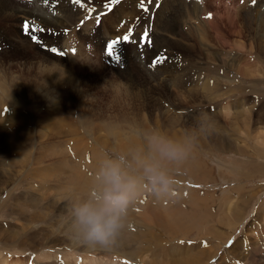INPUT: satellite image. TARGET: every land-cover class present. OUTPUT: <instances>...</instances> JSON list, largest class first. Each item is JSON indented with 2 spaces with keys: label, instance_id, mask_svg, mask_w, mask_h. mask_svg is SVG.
Returning <instances> with one entry per match:
<instances>
[{
  "label": "rangeland",
  "instance_id": "1",
  "mask_svg": "<svg viewBox=\"0 0 264 264\" xmlns=\"http://www.w3.org/2000/svg\"><path fill=\"white\" fill-rule=\"evenodd\" d=\"M93 1L90 5L84 1L95 9L88 19V12H84L87 8L75 5L73 11L71 0H47V3L44 0H0V30L7 42L6 46L0 44V55L6 50L14 59L0 57V86L6 89L0 87V264L4 260L8 264H92L90 260H100L93 264L103 260L107 264H123V260L130 264H264V188H255L256 191L245 196L227 194L235 185L233 179L220 177L215 146L226 143L223 150H227V155L223 156L249 161L231 151L237 143L239 147L240 143L251 147L257 143L262 146L264 142V0H256L255 4L253 0H199V9L194 2L186 9L184 0H170L167 5H163L165 0H152L150 4L144 0L147 12L138 6L139 0H120L111 11L105 7L109 0ZM165 6L169 9L164 13ZM98 8L104 10L97 11ZM120 8L129 20L115 24L116 11ZM104 11L108 13L100 16L97 25L96 16ZM137 12L139 16L133 19L130 14ZM177 13L180 14L176 16ZM181 13L183 29L176 32V36L173 34L174 41L166 44L167 38L157 39L155 26L169 15L179 18ZM207 13L211 17H207ZM74 17L83 21L80 27L81 21ZM24 21L37 29H51L54 34L37 31L35 34L42 43L32 41L23 36ZM146 26L151 45L139 43ZM130 28L133 42L121 43L119 47L124 61L110 63L106 42L123 37ZM66 29L69 32H65ZM68 39L70 57L62 43ZM26 45L30 47L27 50ZM39 46L43 51L38 50ZM53 47L61 49L65 55L53 53ZM45 51L53 58L45 64L49 70L44 74L31 67L32 76L31 72L17 67L25 61L26 53L31 56L42 52L49 58ZM158 57L165 59L155 68L150 67ZM10 65L14 78L4 73ZM256 92L260 96L257 106H247ZM243 95L249 99H239ZM19 98L20 104L14 106L12 100L18 102ZM19 114L22 118L15 120ZM206 133L212 134L206 137L212 141L211 148L206 150L213 157L203 156L202 159L211 169L213 181L219 187H227L217 193V199L226 197L228 201L214 208L218 222H212V211L204 209L199 213L203 214L200 233L192 230L189 237H179L159 228L156 219L162 220L161 205L171 208L173 203L162 200L161 205H156L148 201V196L145 200L142 192H147L151 184L143 165L137 168L140 162L136 157L143 156L146 159L141 158V161L156 166V159H148L152 157L150 151L153 152L152 136L173 141L176 135L204 136ZM55 145L59 152L56 150L52 155ZM121 145L126 147L128 156L123 155ZM199 145L206 147V142ZM135 152H139L138 155ZM249 153L255 154L254 151ZM97 154L108 161L124 157L123 171L136 181L121 217L122 227L99 248L85 239L75 216L79 202L93 200L101 189L100 182L96 183L99 171L108 161L97 162L93 159ZM78 155L88 158L87 162L79 160ZM65 158L70 164L84 162L81 167L87 168L84 176L89 185L85 195L79 194L74 181L67 183L66 177L73 174L70 165L61 163ZM250 160L264 165V161L256 157ZM178 169L189 176L180 166ZM184 177L167 175L169 180H183L181 182ZM245 184L248 186L244 187L245 191L249 187L264 186V177L258 176ZM168 186L166 190L170 193L172 189ZM161 189L158 193L165 194L166 190ZM230 196L243 197L236 199L237 206L239 202L242 205L241 218ZM229 217L240 218L236 230H230L229 225L222 226L226 223L221 219ZM213 229L222 235L214 237ZM138 230H143L141 240L136 238ZM150 231L154 232L151 243L147 240Z\"/></svg>",
  "mask_w": 264,
  "mask_h": 264
},
{
  "label": "crops",
  "instance_id": "2",
  "mask_svg": "<svg viewBox=\"0 0 264 264\" xmlns=\"http://www.w3.org/2000/svg\"><path fill=\"white\" fill-rule=\"evenodd\" d=\"M257 95L258 94L256 92L255 97H254L255 106L259 101ZM245 98H246L245 95L239 97V99H245ZM210 136H212V134H207V133L204 136L203 135H198V136L192 135L191 136L188 134L185 136L176 135V136H174L175 138L173 139V141L170 140V142H172V143L176 142L179 146H181V149H183V155L187 156V159L189 161H192V160L194 161L187 168H192V167H195L197 169L199 168L202 172V175H208L209 174V176H206L205 178L204 177L201 178L203 181L201 179L196 180V179H194L195 175L194 176L192 175V177L187 176L184 173L182 174V172L178 169L180 166L179 164L183 163L182 157L180 159H177V160H170V159L168 160L167 158H164L160 155V157L156 158V160H157L156 166L159 167L164 174H167L168 176H177V175L181 174V175L186 176V177H184V182H181L183 180H180V179L178 181L168 179L169 185L172 189L169 193L170 195L169 194L159 195L160 193H158V192L161 189V186H157L156 188H153V186L150 185V189L147 192H146V190H144L142 192L145 200H147V196H148V201L153 202L154 204L161 205L162 200H167V201L172 202L173 205L176 207H178V206L183 207L184 206V208L186 209L185 212H191L189 214L186 213L191 220L198 213L197 217L200 218V221H201L203 214H199V213L201 211H203L204 209L210 210V211H212V213L214 215V216L213 215L211 216V218L213 217L212 222H218L219 219L215 218L217 215L214 214L213 211H214V208L216 206L225 202L226 197L224 198V200L221 199L219 201L217 199L218 198L217 193H219V192L222 193L224 190H227V187H222V185H221V187H219L220 185H218L217 183H215L213 181V177L211 176V169L209 170L208 165L202 159L203 156L204 157L207 156L208 159H210V156L213 157V155H209L207 153V150H206L208 147L211 148V146H212V144L210 143L212 141L209 142V139L206 138V137H210ZM204 141L206 142V145H205L206 147H201L199 144H202ZM225 142H227V141H225ZM144 143H146V142L144 141ZM216 144H215L216 152L219 155V156L216 155V157H217L216 162H217V165L219 167L220 177H222L224 180L233 179V182L235 185V187L231 188V190L230 189L228 190L229 192L228 191L226 192L227 194L232 193V195L237 196V193H240V194H242V196H243V194L245 196L246 194L250 195L252 193V191H256L255 188H258V190L264 188V186L249 187L247 191H245V188H244V187H246V188L248 187V186H246L245 181L248 182V180H251V179L256 178L258 176L264 177V165H262L261 163H257L255 161L250 160V158L256 157V159H261L262 162L264 161V142L261 143L262 146L259 145V143H257L258 145L255 144V145H252L251 147H249V146H246L245 143H244V145H242L240 143L241 147H239V143H237L238 146L236 148L234 146L231 147L232 150H234V148H235L234 151H231L232 153H237L239 156L243 155L249 161L233 160V159H230L229 157L223 156L225 154L227 155V150H225V149L223 150L226 143L225 144L224 143H216ZM231 144H233V143H231ZM259 146H261L262 148ZM208 150L211 151V149H208ZM251 151H254L255 154L252 155L251 153H249ZM211 154H213V153H211ZM144 156H147V152L144 153ZM166 160H167V162H166ZM193 172L194 171H192V173ZM208 179H210L209 182H207ZM179 183H181V184H179ZM185 183H188L191 186V188L186 187ZM152 190H154V192H149ZM175 191H177L176 195H174ZM179 194H181L182 196H178ZM191 196L193 198H197V199L202 197V199L205 201H201L202 203H201L200 207L194 208L189 203ZM242 196L239 197L240 199L236 198L234 196L229 197L230 199L235 201L233 208L239 209L240 218H241V213H242L241 212L242 205H241V202H239L240 206H237L238 203L236 202L237 201L236 199L241 200V198L243 199ZM157 198L159 201L157 200ZM178 198H183V201L179 202ZM206 198H209L210 200L206 199ZM162 205L165 206L164 204H162ZM198 209H200V211ZM229 218H233V217H229ZM225 220H226V218L221 219L222 222H224ZM162 231H164V229ZM179 237H181V236H179Z\"/></svg>",
  "mask_w": 264,
  "mask_h": 264
},
{
  "label": "bare ground",
  "instance_id": "3",
  "mask_svg": "<svg viewBox=\"0 0 264 264\" xmlns=\"http://www.w3.org/2000/svg\"><path fill=\"white\" fill-rule=\"evenodd\" d=\"M12 1V0H11ZM87 4H91L92 2H94L93 0H91V2L89 3V0H84ZM106 2V1H105ZM170 2V0H165V2L163 1V5H167L168 3ZM193 2H194V5L199 9V5H200V2H199V0H184V4H185V6H186V9L187 8H189V6H191L192 4H193ZM129 4V3H128ZM89 5H88V7H89ZM201 6V5H200ZM73 7V6H72ZM75 5H74V7H73V11H74V9H75ZM166 7V8H165ZM165 7H163L164 8V13L169 9L167 6H165ZM45 8V7H44ZM124 8V7H123ZM201 8H203V7H201ZM206 8V7H205ZM204 8V9H205ZM27 9H28V7H27ZM160 9V8H159ZM186 9H184V10H186ZM203 9V10H204ZM68 10V9H67ZM81 10V9H80ZM80 10H79V13H80ZM102 10H104V8H98L97 9V11H102ZM117 10V9H116ZM121 10V11H120ZM120 10H117L116 12H118V18H116L115 20H114V22H115V24H118V23H120L122 20H127L125 17H124V11L120 8ZM11 11V10H10ZM56 11V10H55ZM87 10H85L84 12H86ZM123 11V12H122ZM162 11V10H161ZM29 12V11H28ZM115 12V11H114ZM163 12V11H162ZM201 12H202V9H201ZM205 12V11H204ZM57 13V12H56ZM184 13H185V11H184ZM192 13V12H191ZM198 13V12H197ZM203 13V12H202ZM37 14V13H36ZM180 13H177L176 14V16H178ZM199 14V13H198ZM197 14V15H198ZM34 15V14H33ZM76 15V14H75ZM128 15V14H127ZM130 15H132L134 18L133 19H135L137 16H139V12H137V13H132V14H130ZM129 16V15H128ZM29 17V16H28ZM31 17V16H30ZM108 17V16H107ZM156 17V16H155ZM77 19L78 20V22H80L81 21V18H77V17H74V19ZM129 18H131V17H129ZM184 18V16H183V13H181V15L179 16V18H177V17H175V14H173V15H171V17H170V15L163 21V22H161L160 21V23H159V25L157 24V26H155L156 27V37H157V39L158 38H167V42H166V44H170V43H172L174 40H173V38L171 39V37L173 36V34L175 35V33L177 32H180V30L181 29H183V23H182V21L180 20V19H183ZM200 18V17H199ZM89 19V18H88ZM94 20V19H93ZM112 20V19H111ZM129 20V19H128ZM128 20H127V22H128ZM156 20V19H155ZM185 20V19H184ZM68 21V20H67ZM131 21V20H130ZM89 22V21H88ZM134 22V21H133ZM184 22H187V21H184ZM2 23V22H1ZM5 23V22H4ZM95 23V22H94ZM22 24V23H21ZM40 24V23H39ZM74 24V23H73ZM78 24V23H77ZM80 24H81V22L79 23V27H80ZM96 25V24H95ZM185 25V24H184ZM187 25V24H186ZM77 26V25H76ZM101 26V25H100ZM39 27V26H38ZM1 28V27H0ZM107 28V27H106ZM190 28V27H189ZM80 29V28H79ZM102 29V28H101ZM2 30V29H1ZM1 30H0V44L1 45H5L6 46V44H7V42L5 41V35H4V38H3V36H2V32H1ZM166 33H165V32ZM188 31V30H187ZM191 31V30H190ZM69 32V31H68ZM113 32V31H112ZM199 32V31H198ZM111 33V32H110ZM6 34V33H5ZM101 34V33H100ZM107 34L109 35V33L107 32ZM189 34V33H188ZM111 35V34H110ZM181 35V34H180ZM187 35V34H186ZM23 36H24V34H23ZM41 36V35H40ZM48 36H49V34H47V35H45L43 38H44V42H45V40L48 38ZM72 36V35H71ZM78 36V35H77ZM176 36V35H175ZM262 36V35H261ZM97 37V36H96ZM114 37V36H113ZM187 37V36H186ZM189 37V36H188ZM8 38V37H7ZM11 38H12V36H11ZM24 38V37H23ZM10 39V38H9ZM9 39H8V41H9ZM176 39V38H175ZM180 40L181 39H183V37L182 38H179ZM12 40V39H11ZM24 40V39H23ZM166 40V39H165ZM16 41V40H15ZM22 41V40H21ZM47 41V40H46ZM96 41V40H95ZM154 41V40H153ZM24 43L25 44H27L26 43V41H24ZM62 43H64L63 45L65 46V53H66V55L68 56V55H70V54H68L69 53V50H71V49H69V45H70V40L68 39V40H65V41H63ZM80 44V43H79ZM152 44V43H151ZM11 45V44H10ZM14 45V44H13ZM17 45V44H16ZM19 45V44H18ZM17 45V46H18ZM81 45V44H80ZM171 45H173V44H171ZM185 45V44H184ZM186 45H187V43H186ZM22 46V45H21ZM24 46V45H23ZM23 46H22V49H23ZM167 46V45H166ZM8 47V46H7ZM10 47V46H9ZM40 47V48H39ZM38 47V50L40 49L41 51H43L42 50V47L41 46H39ZM170 47V46H169ZM188 47V46H187ZM2 48H3V46H2ZM5 48V47H4ZM26 48H30L28 45H26L25 47H24V49L25 50H27ZM15 49V48H14ZM17 49H19V47L17 48ZM182 49V48H181ZM25 50H23V51H25ZM36 50V49H35ZM34 50V51H35ZM61 50V49H60ZM190 50V49H189ZM29 51H33V50H29ZM89 51V50H88ZM184 51H186V50H184ZM15 52H17V51H15ZM14 52V53H15ZM30 53V52H29ZM42 53V52H41ZM41 53H39V52H34L31 56H29L27 53L23 56L24 58H25V61H23L22 63H20L19 65H17V67L18 68H20V69H22V70H24V71H27V72H31V74H32V76L34 75V73H33V69L31 68V67H33V68H35L36 70H38L40 73H45L46 71H47V66L45 65L46 63H50V60H51V58H53V55H50L47 51H45V53H47L50 57L49 58H45V57H47V55L45 54V57L41 54ZM185 53H188V52H185ZM16 54H18V53H16ZM23 54V53H22ZM81 54V53H80ZM96 54V53H95ZM166 54V53H165ZM3 56V57H2ZM15 56H17V55H15ZM0 57H2L3 59H5V58H8V59H10L11 57H9L8 56V52L5 50V51H3V55L1 54L0 55ZM21 57V56H20ZM23 57H21V58H23ZM68 57H70V56H68ZM67 58V57H66ZM94 58V57H93ZM96 59V58H95ZM12 60H14L13 58H11L9 61H12ZM92 60V59H91ZM94 60V59H93ZM8 62V61H7ZM52 62V61H51ZM13 63V62H12ZM54 64V63H53ZM52 64V65H53ZM59 65V64H58ZM176 65V64H175ZM48 66H50L51 67V65H48ZM66 67V66H65ZM11 68H13V66L12 65H10V66H7L6 67V71L4 72L5 73V76L6 75H10L12 78H14V74L11 72ZM104 68V67H103ZM55 69V68H54ZM54 69H52V72H53V70ZM57 69V68H56ZM187 69V68H186ZM1 70V69H0ZM49 70V69H48ZM71 70H73V69H71ZM67 71V70H66ZM191 71V70H190ZM35 73H37V72H35ZM61 73H62V71H61ZM71 73V72H70ZM39 74V73H38ZM38 74H36V75H38ZM42 75V74H41ZM66 75V74H65ZM68 75V74H67ZM70 75V74H69ZM200 75V74H199ZM59 78V77H58ZM48 81V80H47ZM51 81V80H50ZM53 82H55V81H53ZM61 82V81H60ZM56 83V82H55ZM63 83V82H62ZM49 85V84H48ZM174 85V84H173ZM68 86V85H67ZM0 87H3V86H0ZM117 87V86H116ZM4 88V87H3ZM39 88V87H38ZM57 88V87H56ZM5 89V88H4ZM128 89V88H127ZM6 90V89H5ZM156 91V90H155ZM54 92V91H53ZM9 96H13V94H9ZM17 97V96H16ZM45 97V96H44ZM15 98V97H14ZM34 100V99H33ZM15 101V104H14V106H17V105H19L20 103V98L18 99V102H16V100H12V102H14ZM11 102V103H12ZM17 103H19V104H17ZM39 102H37L36 101V104L37 105H40V104H38ZM41 103H43L42 101H41ZM17 104V105H16ZM36 105V106H37ZM7 107H10V105H8ZM72 108V107H71ZM26 109H27V103H26ZM62 109H63V107H62ZM67 111V110H66ZM17 112V111H16ZM59 112V111H58ZM65 112V111H64ZM18 114V113H17ZM16 117L18 118V117H20V118H22V116L19 114V116L18 115H16L14 118H15V120H16ZM25 122V121H24ZM25 124V123H24ZM21 131V130H20ZM16 133V132H15ZM22 133V132H21ZM26 134V133H25ZM18 135V134H17ZM179 136V135H178ZM12 138H14V137H12ZM15 143L18 145V142L15 140ZM126 146V145H125ZM10 147V146H9ZM59 147V146H58ZM57 147V148H58ZM178 147H180L181 148V146H178ZM130 148H132V147H130ZM121 149H123L122 150V153H123V155H125V156H128V153H127V151H126V147H123L122 145H121ZM46 150V149H45ZM56 145L55 146H53L52 147V150H51V154L52 155H55L56 154ZM59 150V149H58ZM57 150V152H59ZM153 150V152H151L150 151V155L152 156L151 158H148V159H151L152 161L154 160V159H156V158H154L155 157V155L156 154H159V152L158 151H156L154 148L152 149ZM22 151V150H21ZM95 151H97V150H95ZM120 151V150H119ZM121 152V151H120ZM129 152V151H128ZM134 152V151H133ZM182 152H183V150H182ZM193 152V151H192ZM138 153L139 152H135V154H137L138 155ZM194 153V152H193ZM120 154V153H119ZM12 155V154H11ZM57 155H58V153H57ZM141 155V154H140ZM160 155V154H159ZM158 155V156H159ZM63 156V155H62ZM79 156V155H78ZM92 156V155H91ZM157 156V157H158ZM11 157V156H10ZM22 157H24V156H22ZM130 157V156H129ZM143 157V156H142ZM141 157V158H142ZM81 158V159H80ZM128 158V157H127ZM131 158H134V157H131ZM145 158V157H144ZM144 158H142V159H144ZM182 158H183V163L182 164H179L180 165V168L182 169V171H185V172H187L188 174H189V176L190 177H192V175L194 176L195 175V177H194V179H196V180H198V179H201V178H205L206 176H209V174L208 175H202V172H201V170L198 168H195V167H192V168H187L188 166H190L194 161L192 160V161H189L188 159H187V156H185V155H182ZM16 159H18V158H16ZM27 159V158H26ZM94 160H99L100 162H102V160L104 159V157H103V155H99V154H97V155H95L94 156V158H93ZM129 159V158H128ZM141 159V160H142ZM146 159V158H145ZM14 160V159H13ZM79 160H81V161H84V162H87V160H88V158L87 159H85V156H79ZM134 160V159H133ZM160 160V159H159ZM163 160V159H162ZM161 160V161H162ZM169 160V159H168ZM80 161V162H81ZM90 161V160H89ZM104 162H107L108 161V159L107 160H103ZM130 161H132V160H130ZM84 162H82V163H84ZM98 162V161H97ZM99 162V163H100ZM134 162V161H133ZM148 162V161H147ZM157 162V161H156ZM159 162V161H158ZM166 162H167V160H166ZM14 163H16V162H14ZM61 163L62 164H67V165H70L71 166V169H72V177H66V179H67V183H72L73 181L76 183V185H77V187H76V189L77 190H79L78 192H79V194L80 195H85V193L86 192H89L88 191V188H89V185H88V182H86L85 181V172L84 171H87L86 169H84L83 167H81V164L80 163H72V164H70V162L65 158V159H62V161H61ZM91 163H92V161H91ZM94 163V162H93ZM136 163V162H135ZM150 163V162H149ZM27 164V163H26ZM79 164V165H78ZM151 164H153L154 165V163H151ZM15 166H16V164H14ZM138 165V164H137ZM141 165H143V163L142 162H140L139 163V165L137 166V168L138 167H141ZM14 166V167H15ZM98 166V165H97ZM164 166V165H163ZM194 166V165H193ZM100 167V166H99ZM166 167V166H165ZM92 168H94L93 167V165H92ZM97 168V167H96ZM101 168V167H100ZM259 168V167H258ZM22 169V168H21ZM97 170H99V169H97ZM12 171V170H11ZM19 171V170H18ZM192 171H194L193 173H192ZM22 172V171H21ZM93 172H94V170H93ZM101 171H99V173H100ZM166 172V171H165ZM204 172V171H203ZM182 174H183V172H182ZM205 174V173H204ZM11 176V175H10ZM9 176V177H10ZM166 177H167V175H166ZM171 177V176H170ZM202 180V179H201ZM209 180L210 179H208L207 180V182H209ZM203 181V180H202ZM100 182V185H101V181H100V179H99V181H97V183L96 184H98ZM9 183V182H8ZM203 183V182H202ZM201 183V184H202ZM7 184V183H6ZM9 186V185H8ZM169 187V186H168ZM101 188V187H100ZM140 188V187H139ZM161 188L163 189V191H165L167 188H165L164 186H161ZM161 189V190H162ZM141 192V191H140ZM134 193V192H133ZM132 193V194H133ZM160 193H162L161 191H160ZM167 194H169V191L168 190H166L165 191V195H167ZM160 195V194H159ZM170 195V194H169ZM168 195V196H169ZM180 196V195H179ZM182 196V195H181ZM154 197V196H153ZM89 199V198H88ZM131 199V198H130ZM155 199V198H154ZM153 199V200H154ZM157 200H158V198H157ZM180 200H181V198H180ZM91 201V200H90ZM159 201V200H158ZM161 201V200H160ZM201 201H205V200H203L202 198H199V200L197 199V198H193L192 196H191V200H190V202H191V204H193L194 206H195V208L197 207V206H199V205H201ZM225 201H228V200H225ZM230 201V200H229ZM82 202V201H81ZM81 202H79L80 203V205L83 203H81ZM162 203V202H161ZM184 203V202H183ZM182 203V204H183ZM78 204V203H77ZM157 205V204H156ZM174 206V205H173ZM173 206L170 208V207H164L163 205H161V207L165 210H163V212H162V214H160V218H162V220L161 219H156V220H158V224H159V228L161 229V230H163L164 229V231H167V232H172L173 234H175V235H177V236H182V237H184V236H187V237H189L191 234L190 233H192V230L193 231H200V228L203 226V222H202V220L200 221V218H198L197 217V215H198V213H197V215H193L194 217L192 218V220L188 217V215L187 214H189V213H191V212H185L186 211V209L184 208V206L183 207H174L173 208ZM204 206V205H203ZM202 206V207H203ZM74 207V206H73ZM130 208V207H129ZM173 208V209H172ZM229 208V207H228ZM158 209H160V207L158 208ZM222 209V208H221ZM199 211H200V209H198ZM161 211V210H160ZM188 211V210H187ZM197 211V210H196ZM230 211V210H229ZM187 213V214H186ZM210 213V212H209ZM156 214V213H155ZM195 214V213H194ZM192 215V214H191ZM210 216H212V214L210 213ZM214 216V215H213ZM208 217V216H207ZM206 217V218H207ZM218 217V216H217ZM213 218V217H212ZM211 218V219H212ZM216 218V217H215ZM203 219V218H202ZM210 219V220H211ZM160 220V221H159ZM205 220V219H204ZM72 223V222H71ZM139 223V222H138ZM150 223V222H149ZM223 223H226V224H224V225H222V226H226V225H229L231 228H230V230H236V228L239 226V224H240V219L238 218H234V219H227L226 218V220L223 222ZM140 224V223H139ZM213 226V225H212ZM211 226V227H212ZM156 228H157V226H156ZM154 229V228H153ZM205 229H207V228H205ZM211 229V228H210ZM214 230V229H213ZM201 231H202V229H201ZM206 231V230H205ZM81 232V231H80ZM79 232V233H80ZM200 233V232H199ZM202 233V232H201ZM213 234V236L214 237H218L219 238V235H222V232L221 233H219V231H217V230H214L213 232H212ZM224 233V232H223ZM127 234H128V232H127ZM203 234V233H202ZM232 234V233H231ZM143 235V230H138V236L136 237L137 239H140L141 240V236ZM170 236H171V234H169ZM168 235V236H169ZM153 236H154V232H152V231H150L148 234H147V240H152V238H153ZM143 237V236H142ZM221 237V236H220ZM144 238V237H143ZM187 239H189V238H187ZM216 239V238H215ZM146 240V238L144 239V241ZM119 241V240H118ZM143 241V242H144ZM217 241V240H216ZM18 243V242H17ZM93 244H95V246L96 247H100V246H102L103 244H99V243H96V242H92ZM150 243H151V241H150ZM154 243V242H153ZM155 244V243H154ZM91 245V244H90ZM104 246V245H103ZM140 246V245H139ZM156 247V246H155ZM82 248V247H81ZM152 250H154V249H152ZM96 252V251H95ZM209 254H211V253H209ZM97 255V254H96ZM47 257V256H46ZM72 257V256H71ZM87 258V257H86ZM69 259V258H68ZM98 259V258H97ZM197 259H198V257H197ZM66 260H67V258H66ZM65 260V261H66ZM72 260H74L73 258H72ZM84 260V259H83ZM90 260V259H89ZM89 260H88V262H89ZM69 261H70V259H69ZM78 261V260H77ZM93 261V262H92ZM94 261L95 260H90V263H94ZM100 261V260H99ZM99 261H95V263H97V262H99ZM71 262V261H70ZM18 263H20V262H18ZM77 263V262H76ZM2 264H8L7 263V261L6 260H4L3 262H2ZM78 264V263H77ZM100 264H107V261L106 262H104V260L103 261H101L100 262Z\"/></svg>",
  "mask_w": 264,
  "mask_h": 264
},
{
  "label": "clouds",
  "instance_id": "4",
  "mask_svg": "<svg viewBox=\"0 0 264 264\" xmlns=\"http://www.w3.org/2000/svg\"><path fill=\"white\" fill-rule=\"evenodd\" d=\"M150 144L164 158L177 160L183 155L180 147L159 135L152 136ZM136 159L143 163L144 174L153 188L168 186V178L155 165L141 161L139 156ZM125 163L124 157L108 161L99 174L100 191L94 195L93 200L75 209L77 225L88 241L107 244L122 227V214L136 187V181L123 171Z\"/></svg>",
  "mask_w": 264,
  "mask_h": 264
},
{
  "label": "snow or ice",
  "instance_id": "5",
  "mask_svg": "<svg viewBox=\"0 0 264 264\" xmlns=\"http://www.w3.org/2000/svg\"><path fill=\"white\" fill-rule=\"evenodd\" d=\"M45 3H47V0H44ZM71 2L74 4V5H78L80 8H87V12H88V15L86 18H92V13L95 12V9L92 8V7H88V5H86L84 3V0H71ZM91 2V0H89V3ZM120 0H109V3H107L105 5V7L107 8L108 11H111L112 10V6L116 3H119ZM152 2V0H148V3L150 4ZM241 2H243V0H241ZM256 0H253V4H255ZM143 11L147 12L148 11V8L144 2V0H139V5H138ZM156 7L158 8L159 7V3H157ZM107 13H101V14H98L96 16V23L97 25H99L100 23V16L101 15H106ZM81 23H83V21H81ZM22 30H23V33L24 35L30 37V39L32 41H35L37 43H42V41L40 40L39 37H37V35L35 34L37 31L39 32H48L49 34H54L52 32L51 29H43V28H40V29H37L36 26L33 24V25H30L28 21H24L23 25H22ZM68 30L66 29L65 32H67ZM132 36H133V31L132 29L130 28L126 34L123 35V37H117L116 39L112 40V41H108L106 42L105 44V51H106V54L107 56L110 58V63L111 62H115V63H120V61L122 60L123 56H122V52L118 49V45H121V43H124V44H129V43H132ZM140 44H147V45H151V40L149 38V31H148V28L146 26L145 28V31L143 32L141 38H140V41H139ZM47 48V46H45ZM51 51L57 55H65V53L57 48H51ZM165 59V57H158L157 59L153 60V62L149 65L150 67H155L157 63H162L163 60Z\"/></svg>",
  "mask_w": 264,
  "mask_h": 264
}]
</instances>
